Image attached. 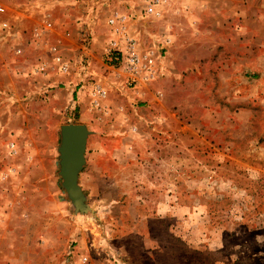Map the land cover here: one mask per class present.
Returning <instances> with one entry per match:
<instances>
[{"label": "rangeland", "instance_id": "rangeland-1", "mask_svg": "<svg viewBox=\"0 0 264 264\" xmlns=\"http://www.w3.org/2000/svg\"><path fill=\"white\" fill-rule=\"evenodd\" d=\"M0 264H264V0H0Z\"/></svg>", "mask_w": 264, "mask_h": 264}, {"label": "water", "instance_id": "water-1", "mask_svg": "<svg viewBox=\"0 0 264 264\" xmlns=\"http://www.w3.org/2000/svg\"><path fill=\"white\" fill-rule=\"evenodd\" d=\"M61 141L58 147L60 172L71 202L77 212H86L89 207L79 184L80 173L86 163V148L90 131L83 124L69 123L60 126ZM76 146V154L73 149Z\"/></svg>", "mask_w": 264, "mask_h": 264}, {"label": "bare ground", "instance_id": "bare-ground-1", "mask_svg": "<svg viewBox=\"0 0 264 264\" xmlns=\"http://www.w3.org/2000/svg\"><path fill=\"white\" fill-rule=\"evenodd\" d=\"M73 152H74V154H76V146L74 147Z\"/></svg>", "mask_w": 264, "mask_h": 264}]
</instances>
